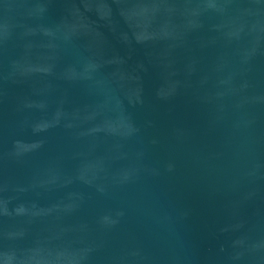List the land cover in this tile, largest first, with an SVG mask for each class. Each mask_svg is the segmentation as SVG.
<instances>
[{
    "label": "water",
    "instance_id": "95a60500",
    "mask_svg": "<svg viewBox=\"0 0 264 264\" xmlns=\"http://www.w3.org/2000/svg\"><path fill=\"white\" fill-rule=\"evenodd\" d=\"M0 264H264V0H0Z\"/></svg>",
    "mask_w": 264,
    "mask_h": 264
}]
</instances>
